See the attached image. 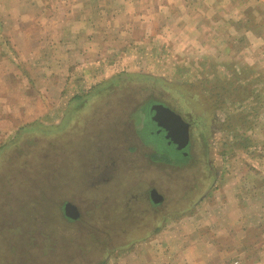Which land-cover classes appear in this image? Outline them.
Wrapping results in <instances>:
<instances>
[{"label":"rangeland","instance_id":"1","mask_svg":"<svg viewBox=\"0 0 264 264\" xmlns=\"http://www.w3.org/2000/svg\"><path fill=\"white\" fill-rule=\"evenodd\" d=\"M0 1L1 15L10 3ZM60 1L40 0L33 23L42 11L57 14ZM208 3L206 10L218 8ZM253 7L264 12V1ZM203 18L196 49L173 45L155 25L145 34H97L95 61L53 68L65 73V85L56 78L43 92L21 80L12 95L0 90V102L13 104L0 119V264H138L156 237L191 233L184 228L221 200L235 204L237 194L258 209V226H244V250L264 264V61L250 67L226 52L219 16ZM207 20L216 30L206 36ZM7 24L0 17L1 43L14 36L2 30ZM41 31L28 28L32 44L59 36ZM257 36L264 50V33ZM153 105L189 125L183 157L156 134ZM67 204L77 216L65 215Z\"/></svg>","mask_w":264,"mask_h":264},{"label":"crops","instance_id":"2","mask_svg":"<svg viewBox=\"0 0 264 264\" xmlns=\"http://www.w3.org/2000/svg\"><path fill=\"white\" fill-rule=\"evenodd\" d=\"M253 1L255 0H61L62 8L57 14L54 11L49 14L42 11L39 13L42 15V22L39 23L37 20L33 23L38 16L34 13L38 10L35 6L40 0H2L10 3V9H1L4 11L0 15L1 19L5 16L8 20V24L1 25V28L3 31L14 33V36H8L6 32L5 41L0 42V81H2L0 90L12 95L18 91L15 85L21 80L28 84L29 81L32 83L35 81V85L41 86L43 92L50 89L49 84L56 78L61 85H65L67 82L65 73L60 77L61 71H54L55 67L57 69L66 67L68 72L69 66L74 65V60L80 63L82 59L85 62L88 59L89 62L95 61L92 51L97 49L99 44L96 39L97 34L130 35L134 34V30L145 34L150 32V25H155L157 30L154 33L165 36L164 39L173 45L183 49L194 43L195 48V43L200 42L198 33L205 32L201 31L202 21H198V18L204 20L203 17L213 18L216 14L219 16L216 25L226 36L223 39V43L227 44L226 52L231 49L236 56H242L248 66L258 67L259 63L264 61L259 59L261 58L259 53H263L264 50L257 47V33H264V21L258 24L256 17L264 18L262 17L264 12L260 9L254 10ZM103 2L107 3L106 6L102 4ZM206 2H210L208 4L211 7L218 6V8L209 7V10H206ZM251 3L252 5H249ZM229 4L232 6H228ZM248 5L253 9H249ZM72 7L75 11L70 9ZM57 16L60 17L59 26L54 27L52 22L55 23L54 19ZM115 18L121 21L118 25H115ZM100 22L101 29H99ZM29 27H41V33L47 35H50L54 29L58 31L59 36L55 37L54 34V37H48L50 40L48 39V43L43 47L36 43L32 44L31 37L28 38L26 33ZM212 30L215 31L216 26L211 20H207L206 36ZM258 30L260 31L257 32ZM186 33L193 36H188ZM229 34L231 37L234 35L231 42L236 44L235 46L228 44ZM46 39L47 37H44L43 41L45 42ZM243 39L247 45L241 44ZM207 48L209 47L206 46V50ZM42 49L45 51L38 53ZM18 50L23 51L24 58L23 56L21 58ZM257 54L259 58L256 57ZM20 67L24 70L21 71ZM34 73L38 77H34ZM23 74H33L32 79L21 78ZM26 90L29 91L28 88ZM26 90H23L22 95L29 97L30 94ZM1 102L0 119L4 113L12 112L9 107L13 105L10 103L9 107H6L7 104L3 105ZM238 199L241 200L240 204L236 203ZM243 201L246 206H243ZM246 201L245 197L240 195L239 198L238 194L235 195V204L231 203V206L226 199L221 200L218 202L220 207L212 212L207 211L208 214L205 212L203 215L206 218L201 222L184 228L186 232L191 231V233L177 231L175 234L156 237L153 246L149 245L139 256L138 264L251 263L248 250H244V226L245 229L258 226V209L257 207L254 209L251 203V207H248ZM214 221L218 222L217 226H212Z\"/></svg>","mask_w":264,"mask_h":264},{"label":"water","instance_id":"3","mask_svg":"<svg viewBox=\"0 0 264 264\" xmlns=\"http://www.w3.org/2000/svg\"><path fill=\"white\" fill-rule=\"evenodd\" d=\"M151 111L153 113L152 121L155 123L156 127L159 130H163L166 132V139L169 140V143H177L175 140V137L180 134V132H183L184 135V144L186 145L189 141V133L188 128L189 125L182 120V118L170 110L167 107H164L163 105H153L151 108ZM178 144V143H177ZM178 150H181L184 148V146L178 145ZM65 215H69L70 212L76 214V209L70 205L67 204L65 206Z\"/></svg>","mask_w":264,"mask_h":264},{"label":"flooded vegetation","instance_id":"4","mask_svg":"<svg viewBox=\"0 0 264 264\" xmlns=\"http://www.w3.org/2000/svg\"><path fill=\"white\" fill-rule=\"evenodd\" d=\"M171 110V109H170ZM173 111V110H172ZM173 112H175V111H173ZM176 114H178L177 112H175ZM179 115V114H178ZM180 116V115H179ZM181 117V116H180ZM152 120V119H151ZM153 123V122H152ZM157 129V131H156V134L157 135H163V140H165L166 141V145L168 146V147H172V148H174L175 149V151L176 152H178V153H180V157L182 156H184L185 154L183 153V151H182V149H181V151L180 150H178L179 148H178V145H181V146H184V148H183V150H185V147L189 144V143H187L186 145L184 144V135H183V132H180V134L178 135V136H176L175 137V140H176V142L178 143H169V140H167L166 139V132L165 131H163L162 129L161 130H159L158 128H156ZM189 129H190V127L188 128V133H189ZM189 136H190V134H189ZM190 138V137H189ZM189 142V141H188ZM168 158L170 159V160H176V157H172L171 155L170 156H168ZM150 197H151V199L154 201L156 198H155V196H154V194L153 193H151L150 194Z\"/></svg>","mask_w":264,"mask_h":264},{"label":"trees","instance_id":"5","mask_svg":"<svg viewBox=\"0 0 264 264\" xmlns=\"http://www.w3.org/2000/svg\"><path fill=\"white\" fill-rule=\"evenodd\" d=\"M150 104H152V102L150 103ZM154 123V122H153ZM168 158V157H167ZM168 160L170 161V159L168 158ZM15 240V239H14ZM15 244V243H14Z\"/></svg>","mask_w":264,"mask_h":264}]
</instances>
